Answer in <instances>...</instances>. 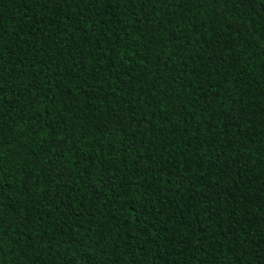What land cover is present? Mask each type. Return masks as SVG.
<instances>
[{
	"label": "trees",
	"instance_id": "1",
	"mask_svg": "<svg viewBox=\"0 0 264 264\" xmlns=\"http://www.w3.org/2000/svg\"><path fill=\"white\" fill-rule=\"evenodd\" d=\"M0 264H264V0H0Z\"/></svg>",
	"mask_w": 264,
	"mask_h": 264
}]
</instances>
